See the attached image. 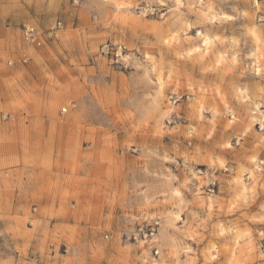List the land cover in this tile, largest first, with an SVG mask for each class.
<instances>
[{"label": "rangeland", "instance_id": "rangeland-1", "mask_svg": "<svg viewBox=\"0 0 264 264\" xmlns=\"http://www.w3.org/2000/svg\"><path fill=\"white\" fill-rule=\"evenodd\" d=\"M0 18V264H264V0Z\"/></svg>", "mask_w": 264, "mask_h": 264}, {"label": "built area", "instance_id": "built-area-1", "mask_svg": "<svg viewBox=\"0 0 264 264\" xmlns=\"http://www.w3.org/2000/svg\"><path fill=\"white\" fill-rule=\"evenodd\" d=\"M62 28V21L56 20L49 28H41L33 24H23L21 31L23 38L30 44L41 46L46 43L50 38L56 37ZM126 46L124 44L113 45L106 43L102 46L100 54L111 55L112 58L117 60L121 59Z\"/></svg>", "mask_w": 264, "mask_h": 264}, {"label": "bare ground", "instance_id": "bare-ground-1", "mask_svg": "<svg viewBox=\"0 0 264 264\" xmlns=\"http://www.w3.org/2000/svg\"><path fill=\"white\" fill-rule=\"evenodd\" d=\"M208 43V37L206 38V40H205V44H207Z\"/></svg>", "mask_w": 264, "mask_h": 264}, {"label": "crops", "instance_id": "crops-1", "mask_svg": "<svg viewBox=\"0 0 264 264\" xmlns=\"http://www.w3.org/2000/svg\"><path fill=\"white\" fill-rule=\"evenodd\" d=\"M2 18H0V21H1ZM2 22V21H1Z\"/></svg>", "mask_w": 264, "mask_h": 264}]
</instances>
